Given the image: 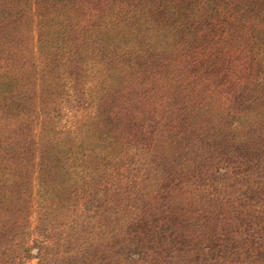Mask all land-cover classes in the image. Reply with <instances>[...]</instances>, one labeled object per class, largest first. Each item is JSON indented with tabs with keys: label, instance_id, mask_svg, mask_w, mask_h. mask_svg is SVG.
<instances>
[{
	"label": "trees",
	"instance_id": "16d2710c",
	"mask_svg": "<svg viewBox=\"0 0 264 264\" xmlns=\"http://www.w3.org/2000/svg\"><path fill=\"white\" fill-rule=\"evenodd\" d=\"M234 167L264 186V0H0V264H238L188 195Z\"/></svg>",
	"mask_w": 264,
	"mask_h": 264
},
{
	"label": "rangeland",
	"instance_id": "374dc122",
	"mask_svg": "<svg viewBox=\"0 0 264 264\" xmlns=\"http://www.w3.org/2000/svg\"><path fill=\"white\" fill-rule=\"evenodd\" d=\"M58 128L59 123L58 119L55 121H48L42 125H37L35 133H38V137L41 140H50L55 151L58 154ZM62 142L67 143L69 141L67 137L61 140ZM69 144V143H68ZM100 145H94V148H98ZM96 163V161L94 162ZM93 163V164H94ZM245 168V166H244ZM242 170V169H241ZM240 168H231V179L223 183L222 188H218L216 192L212 191V186L209 184L208 179H204L202 176L201 179L192 178L188 183V195L190 201H198L197 204L202 202V199L210 200L213 202L218 200L221 202V208L224 207L226 211V222L233 223L232 235L235 239V247H233L230 255V258L236 259L239 261L238 264H255V260L259 255V252H264L262 245L257 246L255 241L260 240L259 236L264 235V186L254 184L257 179L253 176H250L245 172H242ZM73 173V172H72ZM72 176L80 178L79 173H73ZM77 182L81 179H75ZM74 180V181H75ZM251 183V186L249 184ZM130 185V184H129ZM126 185V189L132 190L133 187ZM79 189L81 190L80 186ZM212 192V193H210ZM194 196V197H193ZM214 198V199H211ZM220 207V206H219ZM43 211L42 208L39 209ZM205 216L208 213H204ZM192 216L190 212H186V216ZM237 215V219H234L233 216ZM194 217V216H193ZM236 223V225H234ZM220 226H223L220 223ZM199 232L201 235L206 236L205 238H222L226 239L229 235L223 233L220 227L218 229L213 226V224H205L201 222ZM225 227V226H224ZM45 237H47L45 235ZM189 237L197 240L199 239L198 233H190ZM49 241L51 238L48 239ZM36 252V249L33 250ZM263 256V255H261ZM260 257V256H259ZM258 260V259H257ZM264 262V259H262ZM261 262V263H262ZM148 264L147 262L132 263L130 260H126L125 264ZM26 264H38L37 258H32L26 262ZM196 264H215L206 260H198Z\"/></svg>",
	"mask_w": 264,
	"mask_h": 264
}]
</instances>
